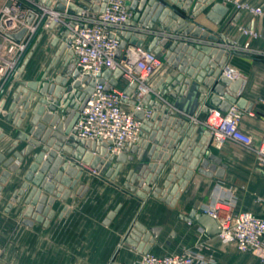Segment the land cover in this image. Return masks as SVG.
I'll return each mask as SVG.
<instances>
[{
  "label": "water",
  "instance_id": "obj_1",
  "mask_svg": "<svg viewBox=\"0 0 264 264\" xmlns=\"http://www.w3.org/2000/svg\"><path fill=\"white\" fill-rule=\"evenodd\" d=\"M171 2L172 4L166 0H126V4L134 12L131 25L154 28L155 23L159 21L162 22L161 29L165 35L182 32L183 35L192 34L195 39L200 36L203 40L220 42L223 45L185 38L170 43L169 35L162 41L158 36H154L148 48L158 52L162 46L171 44L166 58L167 64L173 68L169 74L168 70L164 71L154 89L177 99L179 96H188L195 87H198L199 99L206 104L203 107L204 111L215 105L226 111L236 104L250 112L254 103H248L247 99L241 97L244 80L242 78L233 80L223 71L227 65V56L231 54L227 44H232L233 41L200 25L205 29L203 33L199 32L200 29L193 30L196 24L194 17L199 11L207 10L206 18L219 25L228 13L229 7L216 0H198L191 17L185 12L189 11L193 0ZM59 7L63 8L61 5ZM30 21L31 19L28 20ZM25 32L26 28H23L11 37L20 41ZM122 35L124 39L121 47H124L128 40L134 43L137 37L141 39L148 37L147 33L134 34L132 31L123 32ZM61 53L62 49L56 52L52 67L56 66ZM68 65L69 62L65 61L63 72L54 77H51L49 68L40 80L22 81L12 95L13 103L10 110L13 111V123L17 127L22 126L28 109L37 99L34 115L29 122L30 137L26 147L16 151L21 142L17 139L7 149H0V167L5 168L0 175V192L12 173L21 174L23 171L21 164L27 163L29 157L33 158L24 174L25 182L21 189L13 193L6 209L9 211L14 203H19L29 190L24 200L27 208L23 212L24 223L27 225H33L35 221L49 223L55 213L49 211L48 214L47 211L56 198L62 201L68 199L78 185L83 171L86 170L83 164L100 169L107 161L113 162L107 173V178H111L116 176L123 163L135 159V156L128 157L125 153L116 157L111 156L104 150L101 151L97 143L79 139L75 135L74 125L93 93L95 82H103L113 72L108 69L93 79L82 75L78 68L71 69ZM119 75L120 71H115L114 77ZM110 83L116 85V78H112ZM133 87L134 85L127 93ZM132 103L135 105L137 102ZM140 106L142 109L137 110L135 116L144 121L146 136L140 144L130 145L125 151L138 154L137 160L141 162L146 150L149 149V155L154 160L164 161L165 164L151 166L154 170L159 167L162 170L153 179L149 178L146 165H143L139 173L131 170L125 187L131 191H136L137 187L142 188L150 195L159 197L167 205L175 207L195 172L207 177L224 178L227 165L222 157L213 151L214 142L207 129L201 132L199 126H195L192 121L178 119L173 110L160 100L153 99L151 95H147ZM19 107L23 108L22 111H19ZM146 108L154 109L150 120L145 119ZM4 136L5 133L0 127V141ZM94 151L98 153L97 156H94ZM168 168L169 173L164 177V172ZM87 190L88 186L82 182L79 184L77 194L83 195ZM118 209L119 207L110 212L107 222L115 216ZM64 210L70 212L71 208L67 206ZM47 214L48 218L45 219ZM183 218L200 226L207 236L213 237L220 233L216 219L202 210L194 209L189 216ZM162 229V226L147 227L136 221L129 227L122 243H129L140 252L146 253L156 242Z\"/></svg>",
  "mask_w": 264,
  "mask_h": 264
},
{
  "label": "crops",
  "instance_id": "obj_2",
  "mask_svg": "<svg viewBox=\"0 0 264 264\" xmlns=\"http://www.w3.org/2000/svg\"><path fill=\"white\" fill-rule=\"evenodd\" d=\"M166 1L172 4L171 0ZM216 1L223 3L224 0ZM244 1L254 5L264 3V0ZM197 2L198 0H193L189 11L185 12L186 15L193 17L192 12ZM206 13L207 10L199 11L198 15L194 17L196 24L193 30L200 29L199 32L203 33L205 29L200 27L203 26L219 33L226 39L244 43L247 39L238 31V25L264 29L262 18L253 17L246 12L236 13L232 7H229L228 13L219 25L208 20ZM190 24L192 25V22ZM161 25L162 22L158 21L154 28L161 30ZM178 35L185 39H195L192 34L183 35L180 32ZM48 39L45 37L39 47ZM152 39V35H148L146 39L137 37L134 43L128 40L127 45L137 44L148 47ZM196 39L203 40L200 36ZM172 42L170 41V43ZM169 45L162 46L159 52L166 62V55L170 50ZM253 46L260 48V43L254 42ZM229 65L235 70L244 72L246 81L241 89V97L247 99L248 103H254V106L251 114L244 111L241 126L259 144L264 140V60L238 54L231 57ZM28 70L29 67L25 69L20 80L10 84L3 96L4 102H6L4 106L6 113L4 114L8 125L4 126L5 124L0 123V127L5 133L4 138L0 141L2 150L10 147L17 139L21 142L16 147V151H21L28 144L30 137L28 132L31 127L29 122L34 115L33 110L37 99L28 109V115L23 120L21 127L14 125V114L10 110V105L13 103L12 95L25 78ZM172 70L173 68L170 67L168 74ZM150 82L155 83L156 79H152ZM127 95L129 98L124 101L123 106L127 110H132L134 108L132 92L130 91ZM199 95L198 87H195L188 96H179L177 99H172L168 93H165V97L173 105L172 110L175 112V116L185 122L192 121L191 116H197L201 121L195 122L194 125L199 126L202 132L207 129L203 124L207 111H204ZM214 107L219 108L220 106L215 105ZM19 108V111H22L23 108ZM212 147L213 151L220 155L227 165L224 178L207 177L195 172L188 187L182 191L175 207L167 205L159 197L150 195L142 188L137 187L136 191H131L125 187L131 170L139 173L143 165H146L148 176L153 179L162 170L160 167L154 170L151 166L154 164L163 165L165 162L154 160L149 155V149L146 150L141 162L137 160L138 154L124 151L126 156H135V159L123 163L115 177L107 178V173L113 165V162L110 161L98 169L99 174L97 175L84 170L78 185L72 190L68 199L62 201L60 198H56L50 206L48 214L49 211H54L55 214L50 218L49 223L35 221L33 225L25 224L23 216V212L27 208L24 200L29 190L22 196L19 203H14L9 211L6 210L13 193L21 189L25 182L24 174L33 161V158L29 157L27 163L21 164L22 173H12L0 192V203L3 205L0 217L1 264H111L112 262L133 264L142 252L129 243H122V240L129 227L136 221H140L147 227H163L160 236L149 251L157 254H172L189 247L197 248L202 229L197 224L185 220L183 216H189L194 209L199 211L202 205L210 201L216 189L222 186L233 185L236 187L235 212L251 210L263 215L264 175L258 165L256 154L251 149L232 140L227 141L221 148L216 143H213ZM4 170L5 168L1 166L0 175ZM169 170L170 168L164 172V177L168 175ZM82 182L88 186V190L83 195H78L79 184ZM138 192L142 194L138 195ZM67 206L71 208L70 212L64 210ZM118 207V212L107 222L110 212ZM48 214L45 219L48 218ZM10 225L13 229L10 228ZM173 233L175 234L173 235ZM201 240L205 245L200 249L214 260L212 264H262L256 257L237 251L234 244L224 243L217 235L213 237L206 235Z\"/></svg>",
  "mask_w": 264,
  "mask_h": 264
},
{
  "label": "built area",
  "instance_id": "obj_3",
  "mask_svg": "<svg viewBox=\"0 0 264 264\" xmlns=\"http://www.w3.org/2000/svg\"><path fill=\"white\" fill-rule=\"evenodd\" d=\"M222 4L232 7L236 13L246 12L264 21V3L254 5L244 0H224ZM133 16L134 12L126 0H0V111L6 113L2 103L7 88L14 81L20 80L29 59L49 33L53 44L59 47L57 51L62 49L60 57L63 61H68L69 66H74L72 68H78L82 75L96 79L98 74L108 69L113 72L103 82H95L93 93L74 125L75 135L79 139L97 143L101 151L115 157L123 153L126 147L140 144L145 139L146 131L143 128L144 121L137 118L135 112L142 109L140 103L146 96L151 95L153 99L173 109L165 94L154 89L170 66L159 54L160 51L150 50L149 46L126 43L121 47L124 39L122 34L128 31L134 34L147 33L153 38L158 36L160 41L167 35L170 41L184 37L178 33L165 35L162 29L148 26H132ZM23 28H26V32L20 41L11 37ZM237 28L247 40L244 43L232 40V44H227L231 54L227 56V65L223 71L231 79L242 78L245 83V75L232 68L229 61L238 54L264 60V29L245 25H238ZM195 40L223 45L206 39ZM254 42H259L260 48H255ZM117 70L120 75L114 77ZM112 78L117 79L116 85L110 83ZM152 79H156V82L151 83ZM133 85L132 97L137 103L133 104L132 110H127L123 103L129 98L127 91ZM205 105L203 103V107ZM244 111L236 104L226 111L211 106L203 124L218 147L232 140L251 149L264 175V140L257 144L242 128ZM153 112V108H146L145 119L150 120ZM190 118L193 123L200 120L197 116ZM97 155L94 151V156ZM83 165L90 173L99 174L97 168ZM235 188L231 185L216 189L210 201L202 205L200 210L216 219L220 229L217 236L224 243L234 244L237 251L250 254L264 264V214L251 210L235 212ZM200 237L197 248L189 247L172 254L148 251L141 253L133 264H212L214 260L200 249L205 245L201 240L206 237L204 229ZM1 254L0 248V259Z\"/></svg>",
  "mask_w": 264,
  "mask_h": 264
},
{
  "label": "rangeland",
  "instance_id": "obj_4",
  "mask_svg": "<svg viewBox=\"0 0 264 264\" xmlns=\"http://www.w3.org/2000/svg\"><path fill=\"white\" fill-rule=\"evenodd\" d=\"M48 41L42 43L40 47L37 49L36 52H34L33 56L31 59H29L27 67H29L28 73L26 74L25 78H23V81L27 80H40L42 76L46 73V71L50 68V75L54 77V75H58L59 73L63 72V65L64 61L61 57H59L58 62L55 67H52V62L56 58V52L57 48L53 44L52 36L51 34L48 33L47 36ZM69 66V65H68ZM241 73H244L243 71ZM33 78V79H32ZM5 100V99H4ZM6 105V102L2 103V106L4 107ZM6 115L3 112H0V123L5 124L4 126H7V118L5 117ZM7 124V125H6ZM112 190V189H111ZM2 208L3 205L0 203V217L2 216ZM12 221V220H11ZM9 223H7L8 225ZM12 224V222H11ZM9 226V225H8ZM10 228H12V225H10Z\"/></svg>",
  "mask_w": 264,
  "mask_h": 264
},
{
  "label": "bare ground",
  "instance_id": "obj_5",
  "mask_svg": "<svg viewBox=\"0 0 264 264\" xmlns=\"http://www.w3.org/2000/svg\"><path fill=\"white\" fill-rule=\"evenodd\" d=\"M70 68L72 69V66H70Z\"/></svg>",
  "mask_w": 264,
  "mask_h": 264
}]
</instances>
